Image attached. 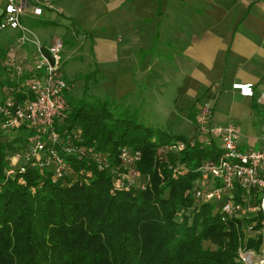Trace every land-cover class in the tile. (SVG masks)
Here are the masks:
<instances>
[{
    "label": "trees",
    "instance_id": "1",
    "mask_svg": "<svg viewBox=\"0 0 264 264\" xmlns=\"http://www.w3.org/2000/svg\"><path fill=\"white\" fill-rule=\"evenodd\" d=\"M64 79L71 87L68 109L56 131L78 134L75 145L106 156L110 167L101 169L98 162L66 155L59 147L70 179L55 181L53 164H28L26 173L8 176L11 158L25 155L38 131L23 124L6 135L0 114V264H242L243 222H224L215 204L192 193L196 171L213 150L163 155L165 146L188 140L146 127L112 102L76 101L74 83ZM15 97L18 103L27 98ZM124 148L142 154L136 168L149 180L144 191L114 189ZM168 162L184 169L175 174ZM261 244L247 242L255 250Z\"/></svg>",
    "mask_w": 264,
    "mask_h": 264
},
{
    "label": "crops",
    "instance_id": "2",
    "mask_svg": "<svg viewBox=\"0 0 264 264\" xmlns=\"http://www.w3.org/2000/svg\"><path fill=\"white\" fill-rule=\"evenodd\" d=\"M43 1L55 9L23 22L44 45L58 31L64 76L72 75L74 85L83 79L101 100L135 96L137 121L187 140L197 137L201 103L210 97L212 122L233 123L242 151L261 148L264 0H37ZM3 11L0 4V22ZM18 36L0 31V106L22 89L8 62ZM34 51L29 46L20 54L30 59ZM237 84L252 85L255 96L243 97Z\"/></svg>",
    "mask_w": 264,
    "mask_h": 264
},
{
    "label": "built area",
    "instance_id": "3",
    "mask_svg": "<svg viewBox=\"0 0 264 264\" xmlns=\"http://www.w3.org/2000/svg\"><path fill=\"white\" fill-rule=\"evenodd\" d=\"M4 6L0 31H16L19 36L10 47L9 69L18 81V91L10 92L0 106V114L6 120L2 132L11 134L23 124L38 131L37 140L25 155H17L8 176L16 172L26 173V166L55 165L54 180L71 178V169L60 156L58 148L66 155H78L98 162L101 169L109 166L106 156L94 149L77 147L78 134L56 131V123L68 109L67 94L71 87L64 79V42L60 39L44 45L35 30L23 19L27 15L43 16L44 9L54 10L48 1L0 0ZM35 48L28 59L20 53L27 47ZM233 89L243 97H254L252 85H234ZM15 93H23L26 100L18 103ZM32 97V98H31ZM264 101V95L259 99ZM214 106L209 97L204 99L198 113L197 137L177 141L160 150L163 155L177 156L188 149L201 147L216 152L196 172L199 178L192 190L194 198L205 204H215L224 222L239 220L244 244L239 249L242 264H264V137L256 151H242L239 147L240 132L233 123L224 126L212 122ZM44 154L48 157L44 159ZM16 158V159H15ZM120 172L114 170V189L130 191L148 188L149 180L142 177L136 165L141 162L140 151L124 148L120 151ZM20 161V162H19ZM168 169L175 174L184 169L168 162ZM23 183V182H22ZM261 240L259 250L248 248L247 242Z\"/></svg>",
    "mask_w": 264,
    "mask_h": 264
},
{
    "label": "rangeland",
    "instance_id": "4",
    "mask_svg": "<svg viewBox=\"0 0 264 264\" xmlns=\"http://www.w3.org/2000/svg\"><path fill=\"white\" fill-rule=\"evenodd\" d=\"M52 33H53V36H55V37H57V39L59 38H61V35L58 33V31H56V30H52ZM61 40V39H60ZM76 60H71L70 62H69V64H67L66 65V67H65V70L66 69H69V67L71 66V65H73V64H75L74 62H75ZM81 67V66H80ZM83 67V66H82ZM81 67V68H82ZM83 73H84V71H82ZM82 75H84V74H82ZM82 78H84V77H82ZM66 79L68 80V81H72V80H74L73 78H72V75H66ZM97 94H98V96L100 97V96H102V94L101 93H93V92H91V91H89L88 90V88L86 87L85 88V86H84V82H83V79H82V81H79L78 83H76V85L74 86V92H73V94H72V97L76 100V101H79V100H81L83 97H86V99H88V100H91V99H94V98H97L96 96H97ZM102 101H109V102H112V103H114V107L116 108H118V111L120 112V113H123V112H125V113H127V114H129L130 116H132L134 119H135V96H133V97H127V98H125V99H122V100H119V101H116V100H112V99H110V98H107V97H103V99H102ZM138 116H140V117H143V118H146V115H138ZM138 117H136V119H137ZM139 123H141V124H143V125H145L146 127L148 126V124L147 123H145V122H142V121H138ZM15 157V156H14ZM14 157H12L11 158V160H10V167H12V163H16L18 160H14ZM16 159V158H15ZM20 162V161H19ZM206 246H209L208 244H206ZM214 248V247H213Z\"/></svg>",
    "mask_w": 264,
    "mask_h": 264
}]
</instances>
